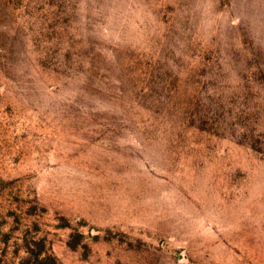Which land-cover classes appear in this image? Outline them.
I'll list each match as a JSON object with an SVG mask.
<instances>
[{
    "label": "rangeland",
    "instance_id": "374dc122",
    "mask_svg": "<svg viewBox=\"0 0 264 264\" xmlns=\"http://www.w3.org/2000/svg\"><path fill=\"white\" fill-rule=\"evenodd\" d=\"M0 264H264V0H0Z\"/></svg>",
    "mask_w": 264,
    "mask_h": 264
}]
</instances>
